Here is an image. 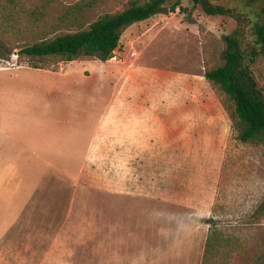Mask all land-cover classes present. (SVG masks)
<instances>
[{"label": "rangeland", "instance_id": "374dc122", "mask_svg": "<svg viewBox=\"0 0 264 264\" xmlns=\"http://www.w3.org/2000/svg\"><path fill=\"white\" fill-rule=\"evenodd\" d=\"M128 2L0 0V91L24 96L0 99V264H202L214 230L232 246L209 264H264V144L235 139L204 77L234 17L183 0L106 61L17 54ZM252 69L264 85V56Z\"/></svg>", "mask_w": 264, "mask_h": 264}, {"label": "trees", "instance_id": "16d2710c", "mask_svg": "<svg viewBox=\"0 0 264 264\" xmlns=\"http://www.w3.org/2000/svg\"><path fill=\"white\" fill-rule=\"evenodd\" d=\"M181 1L129 0L123 9L100 15L85 28L42 38L25 45L17 54L26 57L58 56L64 62L74 61L79 56L106 61L119 47L125 28L160 13L167 3H171L170 8L175 10ZM191 1L208 15H229L237 20V28L223 37V63L205 70L204 77L219 92L235 139L241 143L264 144V85L260 84L252 69L264 56V0H243L246 12L213 4L210 0ZM245 35L250 40L246 44L243 42ZM8 53L0 56L5 58ZM30 67L40 68L37 65ZM216 235L214 230L206 239L202 264H209L210 259L218 257L221 248L232 246L227 237L218 239Z\"/></svg>", "mask_w": 264, "mask_h": 264}, {"label": "crops", "instance_id": "0c3cea01", "mask_svg": "<svg viewBox=\"0 0 264 264\" xmlns=\"http://www.w3.org/2000/svg\"><path fill=\"white\" fill-rule=\"evenodd\" d=\"M46 71H51V70L37 69V70H34V71H25V72H26V75L28 76V75H31L33 72L43 73V72H46ZM64 71L65 70L63 68H60V70L54 71L53 73H58V72L63 73ZM22 73H24V71H22ZM36 89H38V88L35 87V90ZM12 97H14V98H12ZM32 98L33 97H30V99H32ZM0 99H1V101H6V102H9V103H10L11 100H13L14 103H23L24 96L20 93L19 89H15V88L6 89V87L5 88L2 87V91H0ZM31 101H29V102H31Z\"/></svg>", "mask_w": 264, "mask_h": 264}]
</instances>
